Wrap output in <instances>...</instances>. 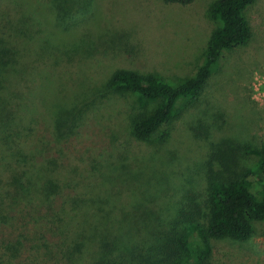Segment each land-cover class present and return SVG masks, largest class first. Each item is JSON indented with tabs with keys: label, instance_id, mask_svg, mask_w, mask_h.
<instances>
[{
	"label": "rangeland",
	"instance_id": "obj_1",
	"mask_svg": "<svg viewBox=\"0 0 264 264\" xmlns=\"http://www.w3.org/2000/svg\"><path fill=\"white\" fill-rule=\"evenodd\" d=\"M215 1L194 0L183 7L161 0H0V50L10 59L0 74V108L11 112L0 126V164L16 166L3 141L27 126L31 159L59 186L58 195L47 198L26 183L3 189L0 264H90L96 244L108 237H98V219L73 218L78 211L71 202L108 197L104 176L110 168L122 169L109 200L126 203L116 218L121 220L148 190L154 191L155 215L168 204L201 201L216 141L252 146L245 164L254 162L252 148L264 135V0L245 11L249 43L223 53L198 102L169 135L166 129L148 140L133 135V116L156 103L105 90L118 69L154 72L174 84L193 75L218 25L210 16ZM66 105L76 111L62 115V125L56 126L54 114ZM194 127L206 129L207 136H193ZM140 222L112 254L125 246L148 247L152 237L147 238L163 235L168 223ZM113 228L110 224L109 232ZM194 239L199 242L197 230ZM129 254L135 259L136 253ZM210 259L211 264H264V223L255 224L245 243L211 240Z\"/></svg>",
	"mask_w": 264,
	"mask_h": 264
},
{
	"label": "trees",
	"instance_id": "obj_2",
	"mask_svg": "<svg viewBox=\"0 0 264 264\" xmlns=\"http://www.w3.org/2000/svg\"><path fill=\"white\" fill-rule=\"evenodd\" d=\"M161 1L166 5L183 7L194 2V0ZM256 1L216 0L211 5L210 16L218 25L209 37L204 61L193 75L177 84L154 72L118 69L110 75L105 87L110 94L129 93L144 102L156 103L154 107L144 109L133 116L131 119L133 135L148 140L165 129V136L169 135L173 125L183 118L189 106L198 102L223 53L249 43L252 29L245 11ZM3 53L6 54L5 50H0L2 76L9 69L10 60H4ZM64 108H57L54 114L56 126L62 125L60 117L68 118L76 111L74 106ZM4 109H6L4 106L0 108V126L7 124L11 116V112L9 110L4 112ZM192 125L194 124L191 123L190 126ZM196 128H190L191 133L193 130V136L203 138L207 136L206 129ZM23 129L15 131L12 136H6L3 141L5 152L17 160L15 167L14 163L0 164V206L6 199L3 194L5 189L18 188L24 183L30 185L37 195L45 198L54 197L59 193V186L46 175L42 164L31 159L26 138L32 130L27 126ZM251 147L243 146L235 140L212 143L205 173L203 199L199 202L186 200L188 205L183 201L176 205L168 204L159 215L153 213L154 191L148 190L145 199L142 203L138 202L141 204L135 210L128 211L121 220H116L117 216L126 210L124 209L126 203L117 205L109 202L114 193L111 189L115 185V178L122 174V169L118 166L110 168L105 176L103 175L104 184L110 186L103 192L108 197L102 199L99 196L89 198L80 196L71 202L74 210L78 211L77 217L73 218L98 219V237L106 239L108 237L104 244L103 242L96 244L97 247L88 257L89 263L137 264L148 261L150 264H211V240L247 242L254 232L255 224L264 223V135L258 147L252 148L256 152L254 162L247 165L245 160L251 157L249 156ZM253 184L256 186L255 189H252ZM131 189L132 185L127 190L128 196ZM147 213H150L149 218L146 217ZM156 219H162L164 224L168 223L163 235L158 237L151 234L147 238L148 240L152 237L148 247L125 246L126 249H120L112 254L116 249V243L121 238L125 239L131 235L130 230L136 228L137 222L143 221L150 226ZM195 223L192 229V224ZM110 224L114 225L111 233L108 230ZM188 227L190 232L186 234ZM194 230L199 231V242L194 239ZM129 253H136L135 259Z\"/></svg>",
	"mask_w": 264,
	"mask_h": 264
}]
</instances>
